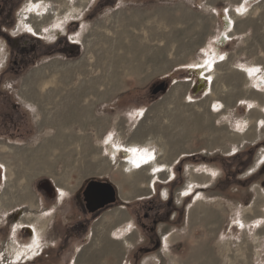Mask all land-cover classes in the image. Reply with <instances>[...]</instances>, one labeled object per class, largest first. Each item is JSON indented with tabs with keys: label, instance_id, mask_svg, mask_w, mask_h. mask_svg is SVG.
I'll use <instances>...</instances> for the list:
<instances>
[{
	"label": "rangeland",
	"instance_id": "obj_1",
	"mask_svg": "<svg viewBox=\"0 0 264 264\" xmlns=\"http://www.w3.org/2000/svg\"><path fill=\"white\" fill-rule=\"evenodd\" d=\"M14 1L17 8L21 7L18 13L13 14L19 20L18 16L27 11L32 0ZM239 1H117V4L101 9L98 16L75 34V40L84 43L79 54L73 57H56L55 62L46 58L36 66L27 67L18 77L8 73L0 82L1 90L4 91L11 89V86L13 90L23 91L22 94L27 92L29 95L41 94L40 90H43L40 101L33 98V95L30 96L34 112L24 110V116L29 118H26L28 122L23 126L28 137L20 144H7L12 152H4L2 147L5 145H0V156L4 155L10 163L12 179L25 180L24 183L28 185V190L37 203L44 197L37 189V183L41 179L53 180L56 185L65 186L71 192L84 181L97 179L112 183L117 190V204L103 211L92 222L95 234L85 245L87 247L83 249L79 264H89L88 258L91 255L95 256L94 264H120V257L125 258V264H198L199 259L193 257L196 249L208 252L214 264H264V209L260 208L264 202V163L262 169L251 174L254 176L250 182L245 181L246 176H243L256 165L257 159L264 153V145L259 148L246 144L240 153L223 156L227 148L224 131L229 130V123L224 118L225 114H214L210 108L216 92L210 94L211 84L206 89L201 87L198 77L203 78L201 74L204 71L199 76L193 72L199 68L194 63L204 61V66L209 64L208 70L213 66V62L210 64L207 60L213 61L212 52L217 47L214 41L225 31L220 14L227 16V7L231 8L230 12L233 14ZM40 3L41 11L44 12L48 5L54 4L57 9H66L63 16L58 13L54 15L58 17L53 22L54 25H62L65 18L70 17L69 13L75 17L78 9L83 8L82 0H42ZM249 10L247 23L241 25L242 20L238 22L240 33L244 35H237L221 51L225 52L227 49L233 53L232 56L238 55L249 60L260 57L261 54L263 59L264 1H252ZM136 12L141 16L131 20V15ZM195 16L198 20L194 19ZM47 18L48 15L44 21ZM250 19L255 23H250ZM32 23L34 24L33 21ZM200 32L205 35L199 37ZM3 51L0 48V73L5 70L2 65H10L13 58H16L8 46ZM67 64L71 65V69H68ZM43 65L47 67L46 71L39 69L44 71L41 76L51 72L50 77L30 75L31 77L26 78L25 74L32 71L34 73L35 69ZM64 65L66 69L61 70L60 67ZM164 77L167 78L163 79ZM227 77L229 74H226V67H221L214 89L226 93L230 89ZM171 78V82L167 84V92L151 91L155 83L159 85ZM206 79L209 80L208 77ZM91 85L96 89V94L91 92ZM81 90H90L88 95L85 93L87 97H84L86 100L83 104L80 102L83 96L79 93ZM6 99L5 95L0 96V113L6 110L5 107L11 106V103H3ZM23 99L29 101L27 98ZM34 105L49 110L62 107L65 112L68 111L67 107H71L74 111L70 115L73 120L67 126L43 125L41 114ZM225 111L224 109L223 112ZM236 114L241 118L245 117L238 110ZM230 119L229 117L228 121ZM192 120L197 121L196 129L193 128ZM186 121L188 122L185 123ZM184 129L189 131L183 135ZM136 132H144L149 142L159 144L163 155L158 158L165 163L168 161L170 170H175L173 175H177V178L170 181L168 171H165L162 176L154 177L148 188L149 173L154 174V168L148 171L146 183L141 184L147 188H137L124 198L122 192H126L128 188L122 182L120 165L128 160V153H146L144 156L147 160H155L149 149L138 148L136 151L131 148L132 150L123 153L126 148L122 143L132 141ZM263 135L264 133H260V143H264ZM116 147L118 153L114 156ZM120 151L123 155L119 154ZM98 156L113 161L108 166L102 165L99 170H95L93 167L101 163ZM0 164L5 172L4 165ZM172 164L174 167H171ZM245 164L248 165L246 170L239 175ZM140 170L147 172L142 169L136 171ZM191 170L198 176L206 174L208 181L206 179L207 182L203 183L201 181L205 179L200 178L192 182L194 178ZM212 174L217 176L214 178ZM4 183L0 188V195L7 198L4 195ZM260 189L262 196L258 194ZM160 197H164L165 201ZM168 197L170 201L167 203ZM72 202L73 198L70 203ZM172 202L177 204L175 209ZM150 203L157 206L154 212L165 213L157 227L160 244L157 250L152 248L150 252H139L141 247L149 246L146 231L140 227L139 220L138 224L132 221L129 213L135 207L137 212H148ZM121 207L124 208L120 209ZM116 208L124 212L125 216L113 217L111 212ZM191 209L195 211L193 216L190 215ZM33 211L40 213L38 208ZM153 211L149 213L153 215ZM213 212H217L216 219L209 218ZM2 215L3 211H0V217ZM42 215L44 214L29 213L27 216L35 218L34 225L43 228V224L46 226L49 220L42 219ZM104 216L107 220L102 225ZM256 216L262 219H256ZM125 217L133 222L131 229H135L133 232L138 242L125 245L112 237L115 241L110 239L109 242V236L123 235L118 230L112 232V227L119 220H125ZM241 218L246 220L245 225L237 223ZM144 221L148 223L150 220ZM18 225H22L21 222ZM124 232L126 235L130 234L129 230ZM168 234L174 237L170 248L172 257L165 252V238ZM129 237L131 238V234ZM35 239L29 249L36 248L35 245L40 243V236L37 238L35 234ZM112 246L115 247L114 251ZM9 248H14L13 243ZM28 248L15 247L16 250L9 253L13 256L14 251L27 253L30 251ZM135 254H139L136 260Z\"/></svg>",
	"mask_w": 264,
	"mask_h": 264
},
{
	"label": "flooded vegetation",
	"instance_id": "obj_2",
	"mask_svg": "<svg viewBox=\"0 0 264 264\" xmlns=\"http://www.w3.org/2000/svg\"><path fill=\"white\" fill-rule=\"evenodd\" d=\"M117 1L122 2L125 0H92L91 3L88 2L82 10H79L75 17L69 13L70 17L65 18L62 25L53 24L58 18L54 15L58 13L63 16V12H65L66 9H57L55 4L53 6L50 5L49 8L51 9L45 12L48 18L42 25H38L36 21H33V25H35L36 28L33 26L31 29L25 26L20 19L23 15L20 14L18 16L19 20L16 18L17 16L14 15V19L13 14L18 13L21 8L16 7V2L14 0H0V48H2L3 51L5 47L8 46L11 52H14L16 55V58H13L10 65H2V68H5V70L0 73V82L3 81L5 76H8V73L18 77L19 74L26 71L27 67L31 65L36 66L46 58H50L52 62H55L56 57H73L79 54L81 46L84 43L75 40V34L80 32V29L86 23L92 21L95 16H98V14L101 13L99 12L101 9L111 4L115 5ZM227 9L228 12L231 11L230 7H227L226 10ZM30 19L31 18L27 17L25 20ZM132 19L133 15H131V20ZM232 25H234V23ZM3 53L4 51L2 54ZM46 67L47 65H43L35 69L34 72L39 69H45L46 71ZM47 71H49V69H47ZM32 73L33 71L25 74L26 78L30 77ZM50 73L48 75H40L39 77H50ZM165 78L167 77L163 79ZM171 80L172 78L166 80L165 83L168 84ZM155 86H157L156 83L151 87V91ZM168 90L169 89H167L166 92ZM89 91L90 90H87V92L81 90V92H79L83 95L82 101H80L82 104L85 102L86 98L84 99V97H87ZM22 92L23 91L13 90L12 86L11 89L4 91L1 90L0 86V96L5 95L7 98L3 103H11L10 107H5L6 110L0 113L1 144H20L22 143L21 141H24L28 137L25 135L27 132L24 130L23 126L28 122L26 118H29L27 115L24 116V110L33 113L34 109L30 103L31 99L29 98V101L24 100ZM91 92L94 94L97 93L94 86H92ZM85 93H87V95H85ZM78 100H80V98ZM70 101L72 102L73 100ZM34 106L41 114L40 120H42L41 123L43 125H58L43 123L45 120V115L41 112L43 107L37 108L36 105ZM90 108H92V106H90ZM55 109L56 108L51 110L54 111ZM55 120L58 121L59 125L67 126L71 124L73 119L68 114H64L55 116ZM37 122L39 124V121ZM39 126L41 125L39 124ZM46 180L47 179H41L37 183L38 191L44 196L43 199L37 203V207H32L29 203L24 204L21 200H18V202L10 207H6L4 204L2 205L1 197L3 196L0 195V211H3V215L0 217V264H79V259L83 254L85 245L89 243L95 234L92 222L95 221L103 211H107V209L117 204V202L109 204L95 212H90L84 200V190L90 180L84 181L74 192L66 191L61 198L59 197L60 193L56 183L50 180L51 183L48 184ZM3 183L4 168L0 164V188L3 187ZM42 184H47L51 191L42 187ZM6 189L7 186L5 184V190ZM71 198H73L72 203H70ZM160 199L165 201L164 197H160ZM169 201L170 197L166 199L167 203ZM176 205L175 203L172 204L174 209ZM148 206V212H137V208L135 207L132 208V211L129 213L130 217L132 216L134 218L131 217L132 221L138 224L139 220L140 227L146 231V240L149 246L141 247L139 252H150L152 248L157 250L160 244L157 227L164 219L165 213L154 212L153 210L157 209L155 208L157 206H154L152 203H150V205L148 204ZM36 208L39 209L40 213H35L33 211ZM152 211L154 212L153 215L149 213ZM26 212L34 215L49 212L48 216L50 219L47 228L42 233L39 240L40 243L34 249L28 248L36 240L32 225L28 223L18 225ZM144 219L150 220V223H146ZM11 243H13L17 249L27 247L30 251L15 256L14 258L13 254L8 252ZM138 255L139 254H135V260ZM88 260L89 264H94L95 256L92 255Z\"/></svg>",
	"mask_w": 264,
	"mask_h": 264
},
{
	"label": "crops",
	"instance_id": "obj_3",
	"mask_svg": "<svg viewBox=\"0 0 264 264\" xmlns=\"http://www.w3.org/2000/svg\"><path fill=\"white\" fill-rule=\"evenodd\" d=\"M252 1L255 0H240L237 5L236 8L233 9V14L229 11V13L227 14V16H224L222 14H220L221 20H222V24L223 27L225 29L224 34L218 39H216L214 41V44L217 46L216 49L213 50V61L212 60H207V62H209L211 64V62H213V65L209 70H208V65L204 66L205 62H198V63H194V65H198L199 68L197 71H193L195 73H197V75L199 76V73L204 71L202 75L203 79H205L207 82V87L208 84H211V88H210V94L213 95L214 92H216L215 94V99L214 101L211 103L210 108L212 110V112L214 111V114L217 113H223L224 118L227 120V124L230 126L229 130L225 129V135H226V151H224L223 155L224 157H229L232 155H236L238 153H240V151H242V148L246 145V144H252V145H259L260 144V133H264V58L262 59V55L260 54V57H256L254 59H246V58H242V56H232L233 53L229 52L227 49H225V52H222V47L226 48L227 45H229L230 43L233 42L234 39H236L237 35H244V33H240L239 30V20H242V24L247 23V21L249 20V6L251 4ZM264 1V0H260ZM233 6H235V4H233ZM244 6L245 9L239 11L238 8ZM214 14L217 16L218 13L217 11H214ZM219 16V15H218ZM194 19L198 20V17L195 16ZM246 19V20H245ZM250 23H255V21H253V19L249 21ZM248 22V23H249ZM203 24V22H200ZM234 23V25H232ZM233 26V27H232ZM230 28V29H229ZM227 29H229V31H227ZM202 34L205 35V33L200 32V36L202 37ZM204 48H206L204 46ZM242 51V50H241ZM263 51H264V43H263ZM244 52V51H242ZM243 54V53H242ZM263 56H264V52H263ZM215 60V61H214ZM206 62V63H207ZM221 67H226V74H229V77H227L228 82L230 83V89L225 93L223 92H219L217 90L214 89L215 86V82H216V76L217 73L219 71V69ZM207 69V70H206ZM206 70V71H205ZM205 77V78H204ZM206 77L209 78V80L206 79ZM198 79H200V82L202 81L201 77H198ZM199 81V80H198ZM214 81V84H212ZM195 86V85H194ZM193 86V88H194ZM202 87V86H201ZM206 87V88H207ZM204 88V89H206ZM202 90V88H201ZM222 98V100H221ZM226 106H225V105ZM224 109L226 110L225 112ZM238 110L239 114H242L243 116H245L244 118H241V116H237L236 111ZM231 118L230 121H228V118ZM237 119V120H236ZM240 119V120H238ZM188 121H186L185 123H187ZM191 122H193V128L196 129L197 127V121L196 120H192ZM186 125V124H184ZM212 127V126H210ZM183 135L186 133V129L183 130ZM189 131V130H188ZM222 132V131H220ZM222 132V133H224ZM264 137V135H263ZM217 142V141H216ZM211 144V142H210ZM122 145H124L126 148L125 151L123 150V153H127L128 150H132L135 149L137 151V149H142V150H147L149 149L152 153V155H154L155 160L149 161L145 160L144 162V166H138L135 167V171H128L125 173V176H123V184L125 183L127 186V191L124 192L123 196L124 198H127V195L130 194V192H134L136 191L137 188H148L150 187L151 183H152V179L158 175L162 176L165 171H168V178L170 181H173L176 178V175H173L175 173V170H170V164L168 163V161L163 162L159 157V155H163V149H161L159 147V144L156 143L155 141H150L148 139L145 138V133H141V132H136L135 133V138L132 141H125L124 143H122ZM212 145V144H211ZM132 148V149H131ZM148 151V150H147ZM146 152V151H144ZM207 152V151H206ZM204 152V153H206ZM209 154H211L212 152L209 149ZM123 153L120 151L119 154ZM129 154V158L127 161L131 160L134 155L133 154ZM117 154H114V156ZM195 155V154H194ZM177 161V159H176ZM175 161V163H176ZM257 163L256 165H254L251 169H248L247 172L244 173V177L246 176H250L251 174L255 173L259 168H261L262 164L264 163V153L261 154L260 158L257 159ZM171 162V160L169 161ZM125 164V162L123 164H121L122 166ZM174 164V163H173ZM172 164L171 167H174ZM120 165V168H122V166ZM155 168V169H154ZM137 169H142L144 171L147 172H143L140 170V172L136 171ZM155 170L154 174H150L149 173V180L147 183H149V185H145L142 186L141 184L146 183L147 178H148V171L151 170ZM174 171V172H172ZM215 171V170H212ZM122 172V171H121ZM124 172H122L123 174ZM191 174L192 177L194 179H192V182L197 180V179H205L201 182L206 183L208 181V177H206V174H202L200 176H198L199 174L195 173L193 170H191ZM212 177H216L217 174H212ZM127 177V178H126ZM207 179V181H206ZM59 189V197L61 198L64 193H66V191H69L67 188H64L60 185H56ZM210 186V184H209ZM204 188V187H202ZM207 188V187H205ZM256 188V187H255ZM134 190V191H133ZM145 190V189H143ZM259 190V189H256ZM264 190V189H263ZM259 195H263V193L260 191H258ZM24 204H27L25 201L22 202ZM37 207V206H36ZM124 207H121L120 209H122ZM261 210L264 209V202L263 204H261ZM119 208L114 209L111 212V215L113 217H121L122 215L125 216L124 212H122ZM44 215L40 216L42 219H50V217L48 216V214L43 213ZM219 214V211H218ZM25 215H29V213H25ZM24 215V216H25ZM190 215L193 216L195 215V211L194 209L190 210ZM122 216V217H124ZM244 217V216H243ZM209 218L212 219H216L217 218V212H213L209 215ZM256 219H262L260 216H256ZM107 220L106 216H104L103 220H102V225H105L104 222ZM239 225H245L246 224V220H244L243 218L239 219L237 222ZM25 224V223H24ZM28 224L32 225L33 229H34V233L35 230L36 232H38V236L37 238L40 236H42V233L46 230L47 225L45 228H38L37 226L39 225H34L33 223L29 222ZM131 225H133V223L129 220H125L123 221H118L116 223H114L113 227H112V232H123V235L121 236H109V242L113 239L119 240V242H124V244L129 245V244H133L138 242V238H136V235L134 234L133 230L135 231V229H131ZM124 230H129L130 234H131V238L129 237L130 234L126 235ZM36 234V233H35ZM113 239H112V238ZM111 239V240H110ZM124 240V241H123ZM174 237L172 234H168L166 235L165 238V243L167 244L166 246V254L168 256H171V245L173 243ZM115 241V240H113ZM38 244L35 245V247ZM14 246V245H13ZM15 247V246H14ZM114 246H112V249L114 251ZM28 252V251H27ZM203 255V256H202ZM90 256V255H89ZM92 256V255H91ZM172 257V256H171ZM193 257L195 259H199L198 260V264H214L213 263V259L210 256V254H208V252H202L201 250H194L193 251ZM202 257V258H201ZM125 258L124 257H120V264H125Z\"/></svg>",
	"mask_w": 264,
	"mask_h": 264
},
{
	"label": "bare ground",
	"instance_id": "obj_4",
	"mask_svg": "<svg viewBox=\"0 0 264 264\" xmlns=\"http://www.w3.org/2000/svg\"><path fill=\"white\" fill-rule=\"evenodd\" d=\"M42 1V0H41ZM40 0H32V3L29 5V6H27V11L26 12H24L22 15H23V17H22V21H23V23H24V25L25 26H27L28 28H33V26H34V28H36L35 27V25H33V23H32V21H38V25H42V22L44 21V19L46 18V16H47V14H45V12L46 11H48V10H50L51 8H49L50 6H48V8H46V11L44 12V11H41V8H40V6H41V4L42 3H40L39 4V2H41ZM45 1H48V0H45ZM89 0H82V2H83V5L81 6V8L82 7H84L86 4H87V2H88ZM38 9H40L39 11H38ZM245 9V7L244 6H242V7H240V8H238V10L239 11H241V10H244ZM78 11H79V9H78ZM163 11V10H162ZM48 13V12H47ZM50 14V13H49ZM55 14V13H54ZM57 14V13H56ZM55 14V15H56ZM139 16H141L140 15V13L138 12H136V14H134L133 15V18H137V17H139ZM31 18L30 20H25L26 18ZM22 23V22H21ZM20 25H22V24H20ZM39 27V26H38ZM28 31V30H27ZM31 31H33V30H31ZM36 31V30H35ZM58 64V63H57ZM68 65V69H71V65L70 64H67ZM57 67V66H56ZM60 69L61 70H65L66 69V65H64V66H62V67H60ZM40 71V72H39ZM39 71H35L34 73H32L31 74V76H33V77H35V76H37V75H41V74H43V70H39ZM30 76V77H31ZM43 76V75H42ZM51 81V80H50ZM44 82V81H43ZM47 82V81H46ZM199 82H200V79H199ZM201 82H203V81H201ZM200 82V83H201ZM48 84V83H47ZM45 85V84H44ZM207 87V82H205V88ZM43 88V87H42ZM46 88V87H45ZM202 88H204V87H202ZM42 89L40 90V93L42 94ZM41 94H37V93H33L32 95L34 96L33 98H35V99H38L39 101H40V99H41V97L43 96V95H41ZM32 95H29L27 92H25V93H23L22 94V96L24 97V98H27V99H29V98H31L32 97ZM31 96V97H30ZM43 98V97H42ZM63 109H65V108H59V107H57L54 111L53 110H49V109H43L42 111H43V114L46 116V118H45V120L43 121V123H47V124H58L59 125V123H58V121L57 120H55V116H58V115H64L63 113H68L69 114V116L71 115V114H74V111H73V109L71 108V107H67V109H68V111H66L65 112V110H63ZM90 118V116H88V119ZM92 120V119H91ZM60 121V120H59ZM64 122V121H63ZM187 130L188 129H186V132H187ZM0 145H5L4 147H2L3 148V151L4 152H6V153H8V152H12V150L7 146V144H1L0 143ZM87 148V147H86ZM86 148H85V150H84V152L86 151ZM14 149V148H13ZM19 149V148H18ZM118 148L116 147V149H115V154H117L118 152ZM20 153V152H19ZM19 153H18V155H19ZM146 153H143V154H133L134 155V157L131 159V160H129V161H127V162H125V164L122 166V168H120V170L122 171V172H124L123 173V176H125V173L126 172H128V171H135V167H138V166H141V165H143L144 166V162H145V160H146V157L144 156ZM17 155V154H16ZM116 156V155H115ZM97 159H99L100 160V164H98V166L97 167H93V169H97V170H99L101 167H102V165H104V166H108L109 164H110V162L112 163V159H108V158H103L102 156H98V158ZM0 162L4 165V167H5V172H4V179H5V184H6V186H7V189L5 190V194L4 195H6L7 196V198H5V196H3V197H1V201H2V203L4 204V206H6V207H10L11 205H13V204H15L16 202H18V200H21V201H25L26 203H29L32 207H36L37 206V202H36V200H35V198H34V196L29 192V190H28V185L26 184V183H24V181L25 180H19L18 178H16V179H12V169H11V167H10V163L8 162V160L7 159H5L4 158V155L3 156H0ZM87 165H89L88 163H87ZM90 167H92L91 165H90ZM87 168V167H86ZM88 170V169H87ZM34 172H36V171H34ZM89 173V172H88ZM91 173V172H90ZM127 178V177H126ZM28 180H30V177L28 176ZM124 182V181H123ZM150 188V187H149ZM122 193H124V192H122ZM34 221H36V219L35 218H33L32 216H27V215H25L23 218H22V220H21V224H24V223H29V222H31V223H33ZM34 224V223H33ZM46 226L43 224V228H45ZM35 233H36V235L38 236V232H36V230H35ZM11 250H16L15 249V247L12 249H10V248H8V252H10ZM20 254H22V252L21 251H14V258H15V256H19ZM35 254V253H34Z\"/></svg>",
	"mask_w": 264,
	"mask_h": 264
},
{
	"label": "water",
	"instance_id": "obj_5",
	"mask_svg": "<svg viewBox=\"0 0 264 264\" xmlns=\"http://www.w3.org/2000/svg\"><path fill=\"white\" fill-rule=\"evenodd\" d=\"M201 80L203 81L200 83L201 86L205 87V79L202 78ZM166 90L167 84L165 82H162L154 87L153 93H158L160 91ZM46 181L48 184L51 183L49 179H47ZM41 186L46 190L51 191V189L48 188L47 184H42ZM117 199V190L114 185L108 181L90 180L84 190V200L90 212H95L109 204L116 203Z\"/></svg>",
	"mask_w": 264,
	"mask_h": 264
},
{
	"label": "trees",
	"instance_id": "obj_6",
	"mask_svg": "<svg viewBox=\"0 0 264 264\" xmlns=\"http://www.w3.org/2000/svg\"><path fill=\"white\" fill-rule=\"evenodd\" d=\"M261 144H262V145H261ZM263 145H264V143H260V144L257 145V146L260 148V147L263 146ZM247 166H248L247 164H245V165L243 166L244 169H243V171H242L241 173H239V175L243 174V172L246 170ZM262 168H263V166H261V169H262ZM253 176H254V175H251L250 177H247V178H245L244 180L247 181V182H250V181L252 180ZM242 180H243V179H242ZM244 180H243V181H244Z\"/></svg>",
	"mask_w": 264,
	"mask_h": 264
}]
</instances>
